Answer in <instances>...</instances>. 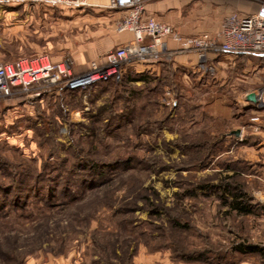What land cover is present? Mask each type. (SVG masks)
Returning <instances> with one entry per match:
<instances>
[{
    "label": "rangeland",
    "instance_id": "rangeland-1",
    "mask_svg": "<svg viewBox=\"0 0 264 264\" xmlns=\"http://www.w3.org/2000/svg\"><path fill=\"white\" fill-rule=\"evenodd\" d=\"M121 19L111 8L0 4V62L44 56L88 70L120 47ZM239 57L200 74L169 58L134 63L85 92L0 99V264L161 254L179 264L173 254L195 237L230 260L240 240L264 246V178L248 155L264 105L245 100L264 95V60ZM228 177L250 215L229 209Z\"/></svg>",
    "mask_w": 264,
    "mask_h": 264
},
{
    "label": "built area",
    "instance_id": "built-area-1",
    "mask_svg": "<svg viewBox=\"0 0 264 264\" xmlns=\"http://www.w3.org/2000/svg\"><path fill=\"white\" fill-rule=\"evenodd\" d=\"M93 0H0V4H48L53 6L94 7ZM155 0H108L106 7L122 13L116 26L119 33L129 32L133 40L107 52L100 65L92 63L86 72L75 73L70 59L53 62L46 57L0 62V99L33 90L85 92L100 83L119 78L121 69L133 63H155L169 58L167 40L182 43V50L193 51L201 69L210 52L232 56L254 55L264 59V5L252 15H228L213 34L189 38L174 28L144 16L146 3ZM211 69V68H210ZM258 121V117L251 118Z\"/></svg>",
    "mask_w": 264,
    "mask_h": 264
},
{
    "label": "crops",
    "instance_id": "crops-1",
    "mask_svg": "<svg viewBox=\"0 0 264 264\" xmlns=\"http://www.w3.org/2000/svg\"><path fill=\"white\" fill-rule=\"evenodd\" d=\"M92 3L99 9H108L106 5L108 0H93ZM264 5V0H155L145 4L144 16L152 18L156 21L162 22L174 28L176 33L182 38H189L203 33L213 34L220 29L221 22L231 13H238L241 16H248L256 13L258 9ZM121 13V12H120ZM122 14V13H121ZM215 30V31H214ZM214 31V32H212ZM121 45H124L133 40V36L129 32L122 33ZM182 43L167 40L168 48L171 52L169 60L171 59L182 70H192L195 73H208V70L214 66L222 64V60L232 62L239 56H232L217 52H210L206 56L205 64L208 69L203 70L199 66V59L195 52L182 50ZM244 57V56H241ZM262 59V58H261ZM264 60V59H262ZM164 59L161 62H167ZM134 64V63H133ZM155 63H146L145 66H151ZM132 65V64H131ZM143 65V64H142ZM130 66L129 68H131ZM86 68H82L76 64L75 73L85 72ZM64 91V90H63ZM70 93L68 91H64ZM247 95V94H246ZM256 103L264 105V95L255 93ZM253 105V106H254ZM254 106V107H255ZM255 128V127H254ZM257 128L260 129L259 139L253 142L248 148V155L251 163L256 165L257 174L260 171L261 177L264 178V125L259 124ZM260 168V169H259ZM257 180H262L256 177ZM262 196L261 192H258ZM169 254H161V256H152L144 258L142 255L135 257L134 264H173L174 260ZM234 259L228 264H264V260L260 259L255 254L234 255ZM179 264H207L202 261L179 263ZM225 264V263H224Z\"/></svg>",
    "mask_w": 264,
    "mask_h": 264
},
{
    "label": "trees",
    "instance_id": "trees-1",
    "mask_svg": "<svg viewBox=\"0 0 264 264\" xmlns=\"http://www.w3.org/2000/svg\"><path fill=\"white\" fill-rule=\"evenodd\" d=\"M127 67L126 69H128ZM63 91V90H62ZM73 93V92H70ZM80 93V92H76ZM234 178H227V181L220 186L223 191L229 194V201L227 205L229 209L237 215H250L253 213V206L249 201L248 197L242 192L240 185L231 183ZM230 181V182H229ZM190 243L191 252H179L173 254L178 260L185 263L202 261L207 264H228L233 261L228 258L229 254L227 252H222L219 250H211L209 247V241L203 237L192 238ZM232 254H255L260 259L264 260V246L260 244L251 243L248 240H240L238 243L232 246Z\"/></svg>",
    "mask_w": 264,
    "mask_h": 264
},
{
    "label": "water",
    "instance_id": "water-1",
    "mask_svg": "<svg viewBox=\"0 0 264 264\" xmlns=\"http://www.w3.org/2000/svg\"><path fill=\"white\" fill-rule=\"evenodd\" d=\"M245 100L250 103H256L255 93H248L247 95H245ZM234 135L238 136L239 131H234Z\"/></svg>",
    "mask_w": 264,
    "mask_h": 264
}]
</instances>
